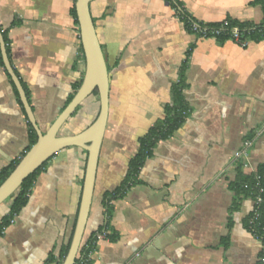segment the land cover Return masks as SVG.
<instances>
[{
	"label": "crops",
	"instance_id": "0c3cea01",
	"mask_svg": "<svg viewBox=\"0 0 264 264\" xmlns=\"http://www.w3.org/2000/svg\"><path fill=\"white\" fill-rule=\"evenodd\" d=\"M181 1L207 25L264 21L259 0ZM74 5L0 0L9 58L43 132L85 72ZM91 12L110 73V111L85 238L106 222L105 193L124 180L140 137L165 117L194 48L183 91L191 113L158 143L141 183L112 200L110 226L118 239H100L90 264H259L262 245L247 226L254 200L238 194L234 183L237 165H244L236 154L246 140L253 145L244 172L264 166V40L243 47L198 37L167 0H95ZM9 75L0 62V171L30 145L28 119ZM98 113L99 103L89 97L62 134L80 133ZM87 157L85 149L68 147L49 160L27 205L0 237V264H56L50 258H60L74 232ZM10 206L0 210V221Z\"/></svg>",
	"mask_w": 264,
	"mask_h": 264
},
{
	"label": "water",
	"instance_id": "95a60500",
	"mask_svg": "<svg viewBox=\"0 0 264 264\" xmlns=\"http://www.w3.org/2000/svg\"><path fill=\"white\" fill-rule=\"evenodd\" d=\"M95 0H77L76 11L81 31V43L85 56V72L77 93L60 115L43 132L37 122L26 90L13 69L4 35L0 30V45L5 67L22 100L28 121L38 134L37 142L25 153L8 178L0 185V205L13 198L24 181L61 150L80 147L88 152L81 201L69 251L62 264H76L92 209L101 149L107 131L110 111V73L100 43L91 4ZM98 91L100 109L92 124L78 134L61 133L65 124L79 107Z\"/></svg>",
	"mask_w": 264,
	"mask_h": 264
},
{
	"label": "trees",
	"instance_id": "16d2710c",
	"mask_svg": "<svg viewBox=\"0 0 264 264\" xmlns=\"http://www.w3.org/2000/svg\"><path fill=\"white\" fill-rule=\"evenodd\" d=\"M167 1H169L171 5L176 9L179 18L185 23L187 31L190 33L196 34L198 37H201L202 35L200 32H194L193 26L196 24L199 25L201 28L207 27L209 29L215 28V27L217 28L222 27V23H219L216 25H207V24L197 21L185 9L184 4L181 0H167ZM260 1L264 5V1L259 0L258 2ZM73 14L76 18V22L78 23L76 5H74ZM228 21L230 25L229 27L225 28L226 32H224L223 35L217 37L219 40L230 39V35H231L230 31L232 30L234 26H238L240 28L242 32V37L245 40H249L250 42L251 41L258 42V41L264 40V21L259 25H255L252 23H243V22L232 20V19H228ZM3 35H4V39L7 44V49H8L10 45L9 43L10 41H9L7 30L3 31ZM193 48L194 46H191V48L187 52V58L182 66L180 77L178 81L174 84V87H173L174 100L171 104H168L165 107V117L163 119L158 120L148 130V132L145 135L140 137L139 149L137 153L129 161L128 170H127L124 180L115 190L105 193L104 205L106 208V215H107L106 222L103 225H101L96 231H92L87 238H85L84 236V240L80 248V251H79V254L76 260V264H90L91 254L94 252L97 246V243L99 241L98 236L100 234L106 233V238L113 240V241L118 239V234L112 232L111 226H110V216L112 212V206H111L112 200H116V199L124 197L127 191L131 187H133L136 184L141 183V181L139 180V174L141 172V169L145 165V162L153 156L154 149L156 148L158 143L162 140H165L171 137L173 133L179 127H181L185 123L187 118L189 117L191 113V108L184 99L183 91L185 88V73H186V69H187L188 62L190 60ZM81 51L84 57L83 48ZM0 62L3 66L5 65L3 57H2L1 46H0ZM9 78L11 79V82L15 88L16 94L19 98L20 105L22 106V109L27 117L26 110L20 99V94L14 82L12 81V78L10 75H9ZM82 81H83V78L78 84L74 86V90L71 93L69 100L67 101V105L70 103V101L73 99V97L77 93L78 89L80 88L82 84ZM26 93H27V96H29L28 92ZM92 96H98V91H95ZM28 125L30 128V145L27 151L37 142V139H38V134L36 130L34 129L33 125L29 121H28ZM20 160L21 158L15 160L8 167L0 171V185L8 178L11 172L16 168ZM48 162H46L36 172L31 174L24 181V183L22 184V186L20 187L16 195L10 200H8V201H11L10 212L7 215L3 216L2 220L0 221V237L4 235L5 230L13 223V221L16 219V217L19 215L22 209L27 205L30 194L35 185L36 179L40 175V173L47 167ZM257 171L263 173L264 166H260L257 169ZM237 174H238V177L234 183V189L237 191L238 194H244L252 198L255 192L254 173L248 174L244 172L243 162L240 161V163L237 165ZM245 185H250V188H246ZM249 219L247 222L248 227H249ZM263 230H264V218L262 219L261 226L257 227L256 233L261 235L264 232ZM72 237L69 243L62 249L60 258L57 260L50 258L51 262H55L56 264L63 263L69 251ZM259 264H262V263L259 261Z\"/></svg>",
	"mask_w": 264,
	"mask_h": 264
},
{
	"label": "built area",
	"instance_id": "2783aa9c",
	"mask_svg": "<svg viewBox=\"0 0 264 264\" xmlns=\"http://www.w3.org/2000/svg\"><path fill=\"white\" fill-rule=\"evenodd\" d=\"M229 21L225 20L222 22V27L215 28H201L199 25H194V32H200L201 37L209 38V37H219L224 34L225 28L229 27ZM3 33L4 30L1 29ZM230 39L237 42L239 45L243 47H247L250 44L249 40H245L242 37V32L238 26H234L230 31ZM253 145V140H246L244 146L241 150H239L236 154V158L242 159L244 158V167H249L248 158H249V150ZM252 173L255 175V192L253 194L252 199L254 200V208L249 219V230L253 234V236L261 242V256L260 262L264 264V232L260 235L256 233L257 227H260L262 224V219L264 218V172H258L257 169H253ZM246 188H250V185H245ZM15 221V220H14ZM13 221V222H14ZM264 231V230H263ZM106 238V233H102L98 236V239Z\"/></svg>",
	"mask_w": 264,
	"mask_h": 264
},
{
	"label": "rangeland",
	"instance_id": "374dc122",
	"mask_svg": "<svg viewBox=\"0 0 264 264\" xmlns=\"http://www.w3.org/2000/svg\"><path fill=\"white\" fill-rule=\"evenodd\" d=\"M91 99L93 100V102H95V103L98 105V103H99V98H98V96H92ZM99 109H100V104H99ZM61 133H62V132H61ZM8 202H9V201H6V202L3 203L2 205H0V210H1L2 208H4Z\"/></svg>",
	"mask_w": 264,
	"mask_h": 264
}]
</instances>
